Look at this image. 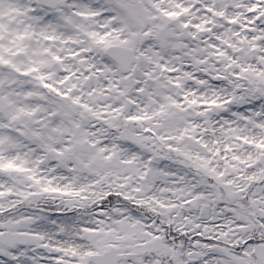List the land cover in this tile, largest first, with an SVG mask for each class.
Instances as JSON below:
<instances>
[{"label":"snow or ice","instance_id":"snow-or-ice-1","mask_svg":"<svg viewBox=\"0 0 264 264\" xmlns=\"http://www.w3.org/2000/svg\"><path fill=\"white\" fill-rule=\"evenodd\" d=\"M0 264H264V0H0Z\"/></svg>","mask_w":264,"mask_h":264}]
</instances>
